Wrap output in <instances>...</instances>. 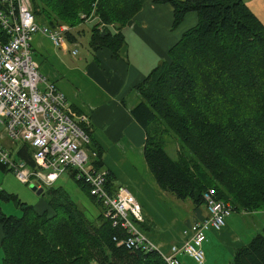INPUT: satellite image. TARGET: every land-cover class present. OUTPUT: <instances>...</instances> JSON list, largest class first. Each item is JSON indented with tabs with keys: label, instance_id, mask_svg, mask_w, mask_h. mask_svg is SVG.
Returning a JSON list of instances; mask_svg holds the SVG:
<instances>
[{
	"label": "trees",
	"instance_id": "obj_1",
	"mask_svg": "<svg viewBox=\"0 0 264 264\" xmlns=\"http://www.w3.org/2000/svg\"><path fill=\"white\" fill-rule=\"evenodd\" d=\"M36 19L53 28L85 22L93 13L115 29L92 24L88 45L117 52L120 28L143 0H29ZM173 7L176 27L189 11L197 23L188 28L136 89L141 99L132 117L145 131L143 156L161 190L203 203L213 188L235 211L264 210V24L243 0H156ZM44 19H43V18ZM104 31V32H102ZM75 31L66 38L76 41ZM77 33V32H75ZM8 34L0 25V42ZM89 135L91 168L102 167V150ZM173 133L190 155L173 159L163 148ZM16 156L32 165L31 148L22 143ZM0 169L10 170L0 163ZM77 184L89 194L82 181ZM108 182L112 183L109 175ZM47 207L38 211L0 189L20 216L0 210V249L4 264H165L156 251L127 249L112 239L118 227L100 213L88 219L63 187H49ZM141 227L146 231L145 219ZM229 264H264V225L247 243L235 247Z\"/></svg>",
	"mask_w": 264,
	"mask_h": 264
},
{
	"label": "built area",
	"instance_id": "obj_2",
	"mask_svg": "<svg viewBox=\"0 0 264 264\" xmlns=\"http://www.w3.org/2000/svg\"><path fill=\"white\" fill-rule=\"evenodd\" d=\"M92 14L81 17L92 21ZM94 19L100 30H116L114 24L100 22L96 16ZM0 25L8 34V40L0 42V124L11 141L29 145L33 164L13 159L1 144L0 163L11 169L19 181L36 187L50 186L64 171L72 169L75 178L87 185L89 194L103 205L111 225L118 227L112 237L117 246L156 251L165 264H183L178 254L203 264L206 232H219L225 226L232 205L217 198L213 188L207 189L202 198L208 215L190 224L187 238L170 243L168 252L163 251L141 227L144 216L134 194L124 185L111 189L109 172L90 167V157L95 153L88 150L90 138L82 127H88L89 116L72 110L56 85L45 81L32 58L30 43L36 33L46 35L58 47L66 42V33L72 28L67 24L50 28L41 23L29 0H0ZM71 53L76 54L77 49L73 47ZM40 83H44L42 88Z\"/></svg>",
	"mask_w": 264,
	"mask_h": 264
},
{
	"label": "crops",
	"instance_id": "obj_3",
	"mask_svg": "<svg viewBox=\"0 0 264 264\" xmlns=\"http://www.w3.org/2000/svg\"><path fill=\"white\" fill-rule=\"evenodd\" d=\"M243 1L264 24V0ZM87 22L93 24L97 20ZM172 23L171 4L143 0L140 10L120 28L123 44L115 53L101 47L86 50L84 55L72 54L71 50L77 43L80 32H74L75 42L66 38V42L58 47L53 46L49 38L40 32L33 36L30 43L32 58L42 68L43 73H40L45 81L56 85L72 110L76 113L85 112L89 116L88 127L92 141L102 150L103 164L100 168L106 169L112 176L110 188L124 185L134 194L141 205L146 232L155 244L166 252L170 243H179L188 237L193 221L208 215L204 203L201 205L193 203L194 205L189 206L192 212L191 219H185L183 216L179 220L176 213L168 210L164 221L160 222L161 226H158L151 203L163 205L166 192L159 188L151 175L143 156L145 131L130 113L131 108L141 99L136 86L155 66L166 59L168 50L182 34L197 23V13L187 12L176 27H173ZM76 28H72L71 31H75ZM43 85L44 83H40L39 87L42 88ZM10 143L12 146L13 142ZM22 143L20 142V145ZM9 152L11 154L10 150ZM16 160L20 158L17 157ZM73 172L72 169H67L57 180L65 173L66 176L73 178ZM46 207L42 205V209L36 210L42 211ZM228 225L225 223V226ZM210 231L213 230L206 232V238L209 234L212 241L214 234ZM220 231L216 233L219 234ZM1 237L2 230L0 239ZM212 245L210 243V246L206 247L203 264L214 263L210 260ZM220 254L226 259L223 253ZM178 257L183 264H197L186 254H178ZM1 261L2 254L0 264H4ZM226 262L230 263L226 259L223 264Z\"/></svg>",
	"mask_w": 264,
	"mask_h": 264
},
{
	"label": "rangeland",
	"instance_id": "obj_4",
	"mask_svg": "<svg viewBox=\"0 0 264 264\" xmlns=\"http://www.w3.org/2000/svg\"><path fill=\"white\" fill-rule=\"evenodd\" d=\"M94 14H92L91 19L94 22ZM43 18V17H42ZM44 19V18H43ZM94 24V23H93ZM92 24L85 21L77 26L75 32H80L78 36V41L74 44V48L77 49L78 55H84L86 50H91L88 45L90 37V28ZM115 27V26H114ZM36 57V55H35ZM40 60V58H39ZM45 61V60H44ZM44 64V63H43ZM45 65V64H44ZM44 69H55V68H44ZM39 71L42 72V68L39 67ZM0 144L11 151V157L17 159L16 151L20 142L11 141L3 132V126L0 124ZM11 142H13L11 146ZM163 148L165 151L173 158H177L180 154L190 155L189 150L182 146L178 138L171 132L165 133L163 136ZM16 149V150H15ZM152 175V174H151ZM62 186L69 193L71 199L77 204L78 208L83 211L85 216L94 220L100 213H103L104 207L97 200L90 198L86 191L82 189L77 182L70 176L63 175L54 184L50 186H44L43 191L37 193L31 189V183H23L19 181L12 171H3L0 169V189L9 190L7 192L15 194L22 202L32 205L37 209H42V205L47 206V201L49 199V194L47 190L49 187ZM164 204H153L151 203L152 211L155 212V219L158 220V226L160 227V222L164 221L166 213L169 211L177 214L179 220L185 216V219H191L192 212L190 211V204H193L190 199H179L174 194L166 192L164 197ZM194 205V204H193ZM203 208V207H202ZM0 210L5 214H12L15 216L21 215L20 208L12 201H5L0 199ZM166 221V220H165ZM225 226L220 233L210 231L214 234V239L211 241V237L208 234L206 241L203 243L204 254L206 252V247L213 244L211 247V258L214 261L213 264H223L226 259L229 262L232 261L233 252L236 244L247 243L253 236L257 233H262V227L264 225V210L253 211V212H243L232 210L231 214L225 218ZM223 231V232H222ZM231 231V232H230ZM222 232V234H221ZM1 233V227H0ZM237 244V246L239 245ZM223 253L226 259L221 255ZM1 257V249H0ZM2 262V261H1ZM93 264H98L93 261ZM209 264H211L209 262ZM227 264V262H226Z\"/></svg>",
	"mask_w": 264,
	"mask_h": 264
},
{
	"label": "water",
	"instance_id": "obj_5",
	"mask_svg": "<svg viewBox=\"0 0 264 264\" xmlns=\"http://www.w3.org/2000/svg\"><path fill=\"white\" fill-rule=\"evenodd\" d=\"M102 32H104V31H102ZM31 189L36 191L37 193H40L43 191V187H36V185L33 183H31Z\"/></svg>",
	"mask_w": 264,
	"mask_h": 264
}]
</instances>
